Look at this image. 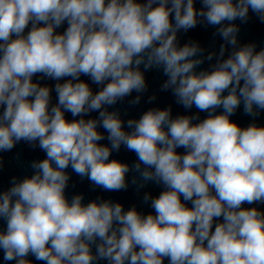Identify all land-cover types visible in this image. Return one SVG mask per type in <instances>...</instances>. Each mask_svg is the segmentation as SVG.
<instances>
[{
	"label": "clouds",
	"instance_id": "1",
	"mask_svg": "<svg viewBox=\"0 0 264 264\" xmlns=\"http://www.w3.org/2000/svg\"><path fill=\"white\" fill-rule=\"evenodd\" d=\"M250 10L264 23V0H0V152L25 141L46 153L33 175L0 191L5 264H264V211L243 207L264 204V126L230 119L241 105L253 118L264 112V49L238 46L234 23ZM198 24L224 41L218 55L179 45L178 33ZM151 69L177 104L207 117L173 118L168 107L124 121L110 111L133 92L129 103H140ZM38 74L57 81L56 104ZM81 76L102 87L94 93ZM121 146L137 157L131 167L110 159ZM69 167L109 192L126 190L130 171L138 188L164 190L145 193L147 215L110 200L84 204L82 194L69 202Z\"/></svg>",
	"mask_w": 264,
	"mask_h": 264
}]
</instances>
